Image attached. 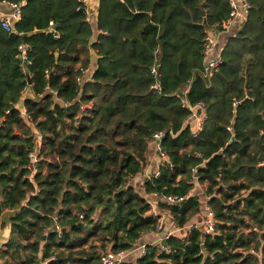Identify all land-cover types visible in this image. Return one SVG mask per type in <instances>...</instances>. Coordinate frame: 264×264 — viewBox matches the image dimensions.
I'll return each mask as SVG.
<instances>
[{"label":"trees","instance_id":"16d2710c","mask_svg":"<svg viewBox=\"0 0 264 264\" xmlns=\"http://www.w3.org/2000/svg\"><path fill=\"white\" fill-rule=\"evenodd\" d=\"M246 1L204 79V39L222 30L229 0H98L91 24L80 0H0L21 5L13 33L0 28V264H102L156 233L162 212L191 224L203 200L213 234L179 232L168 254L147 245L123 264H264V0ZM178 89L204 105L197 135ZM156 133L168 162L142 195L132 179ZM152 195L182 202L153 209Z\"/></svg>","mask_w":264,"mask_h":264},{"label":"built area","instance_id":"2783aa9c","mask_svg":"<svg viewBox=\"0 0 264 264\" xmlns=\"http://www.w3.org/2000/svg\"><path fill=\"white\" fill-rule=\"evenodd\" d=\"M84 14L87 18V20L90 17V9L87 5V0H80ZM7 4V12L4 14H0V28L5 31L8 34L13 33V26L16 22H18L20 18V12H21V5L17 3H12V2H6ZM229 5L231 8L230 16L228 19H226L223 24H222V30L228 29L234 22L238 21L239 19L245 20V13L246 10L249 9V5L246 0H229ZM52 30V29H51ZM53 38L57 39L58 35L54 32L53 33ZM27 50H29V47L21 44L17 47V59L20 62V67H21V73L24 76V78L29 81V74H28V67L31 64L30 61L27 58ZM221 51V50H220ZM220 51L215 50V42L211 37L208 35L204 39V45H203V68L201 71V76L204 79L209 78L212 74L217 72L219 64H220ZM89 68L83 70L82 74H87L89 73ZM77 83L79 85L82 84L81 78L77 79ZM186 89L184 92H182V99H181V104L183 107H185L188 112V118L187 121H195V131L193 135H197L199 131L202 129L203 123L205 121V114H204V105L203 103H197L193 106H190L185 98L186 94ZM54 95L56 94L53 93ZM233 106H236V102L233 103ZM20 111V117L23 120H28L29 116L26 113V110L24 107L21 105L19 107ZM226 130L228 132H231V126H227ZM163 138V133H156L152 137V146H154V151L155 154L159 157L161 163L160 165L163 166L165 163L168 162L167 156L165 152L161 149L160 144L161 140ZM196 159H200L201 155L198 153H195L193 155ZM32 163H36L37 159L35 156H30ZM194 171V170H193ZM143 173V172H142ZM139 175V174H138ZM159 172L156 171L155 173L143 177V181L145 180H150L152 177H158ZM194 179L197 180V178L194 176ZM140 194L143 195L141 192ZM149 198L150 203L153 206V209H155L154 204L157 203L159 200H163L165 203L168 205H176L182 202V199H176L171 196L168 197H161L157 195H152ZM155 213V211H154ZM201 216L200 219L196 222H192L191 224H188L187 226H184L182 228H173V229H168L165 230V221L164 219L161 220L158 223L157 226V231L160 235L159 239L155 244H151L150 246H155L158 250V253H165L168 254L170 252V249L164 244V242L175 235L176 233H183V237L189 235L192 231L198 230L202 232L203 235H210L214 233V219H213V214L210 209V207L205 203L200 212ZM58 230V228H55ZM147 244H142L138 245L134 251L125 253V252H107L106 254L102 255L101 257V263L102 264H123V262L133 253H136V256L133 257V260L136 261L138 258L142 257L145 255V249H146ZM260 258V256H258Z\"/></svg>","mask_w":264,"mask_h":264},{"label":"crops","instance_id":"0c3cea01","mask_svg":"<svg viewBox=\"0 0 264 264\" xmlns=\"http://www.w3.org/2000/svg\"><path fill=\"white\" fill-rule=\"evenodd\" d=\"M87 5L89 7L90 11V17L88 19L89 23L91 24L92 21L94 22V18L97 12V6H98V0H87ZM8 10L7 8V4L6 2H1L0 3V14H4L6 13ZM244 17H242V19H239L238 21L234 22L228 29L226 30H221L219 32H214V31H209L208 32V36L211 37L213 39V41L215 42V50L216 51H220L223 47V45L225 44V42L227 41V39L231 36H234L236 33H238V31L241 29L240 27V23H242L243 25V19ZM92 57V65L93 63L96 61L97 57L95 56V54L91 55ZM149 162L147 164V167L144 169L143 173L137 175L136 177H134L132 179V184L133 186L137 189V191L139 193H141V189H142V183H143V177L144 174L145 176H149L153 173H155L158 170V167H160V159L159 157L155 154L154 151V146H150V150H149ZM199 188V187H198ZM195 188V193L196 195H200L201 192L198 191L200 190V188ZM202 206V205H201ZM163 216V219H166V225H165V230L168 229H175L174 226H172V224H170V219L168 217L167 214L163 213L161 214ZM201 214H199L195 220L193 222H196L200 219ZM168 227V228H167ZM160 235L156 234V235H147L146 237H144V241L141 242L139 245L142 244H147V245H151V244H155L157 242V240L159 239Z\"/></svg>","mask_w":264,"mask_h":264},{"label":"water","instance_id":"95a60500","mask_svg":"<svg viewBox=\"0 0 264 264\" xmlns=\"http://www.w3.org/2000/svg\"><path fill=\"white\" fill-rule=\"evenodd\" d=\"M182 95V90L178 89L173 96L174 97H178ZM9 235H10V227L8 224L5 225V227L2 229L1 233H0V249H2L8 242L9 239Z\"/></svg>","mask_w":264,"mask_h":264},{"label":"rangeland","instance_id":"374dc122","mask_svg":"<svg viewBox=\"0 0 264 264\" xmlns=\"http://www.w3.org/2000/svg\"><path fill=\"white\" fill-rule=\"evenodd\" d=\"M239 25H240V27H241V26H242V23H240ZM25 93H27V91H26ZM198 189H199V188H198ZM198 191H200V190H198ZM195 192H196V191H195ZM195 192H194V193H195ZM195 196H196V194H195ZM198 196L200 197L201 194H200V195L198 194ZM203 202L207 203L206 200H203ZM205 203H204V204H205ZM161 212H162V211H161ZM161 212H159V213H161ZM156 213H157V211L155 212V214H156ZM161 214H163V212H162ZM160 218H161V219L159 220V222H160L161 220H163V216H161ZM164 221L166 222V219H164ZM1 231H2V230H1ZM1 231H0V233H1ZM156 234H158V233H154V234H152V235H156ZM134 256H136V253H133V254L130 255L129 257L131 258V257H134Z\"/></svg>","mask_w":264,"mask_h":264}]
</instances>
